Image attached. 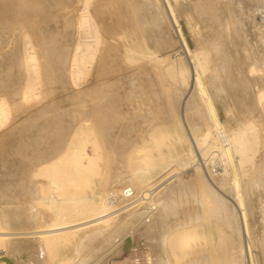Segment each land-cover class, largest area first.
I'll list each match as a JSON object with an SVG mask.
<instances>
[{
	"label": "rangeland",
	"instance_id": "1",
	"mask_svg": "<svg viewBox=\"0 0 264 264\" xmlns=\"http://www.w3.org/2000/svg\"><path fill=\"white\" fill-rule=\"evenodd\" d=\"M58 2L0 0V97L11 108L0 128V206L26 208L35 218L27 224L30 230L49 224L53 210L37 204L54 190L45 168L55 162L54 171L73 173L63 159L72 157L75 147L78 152L89 147L85 151L96 158L94 167L102 177L83 159L86 168L66 184L71 191L79 188L91 196L132 187L140 198L121 207L124 215L119 212L113 223L106 221L110 225L95 222L80 231L75 228L78 233L66 235L54 251H43L35 237L13 239L0 245V259L8 264H117L132 251L143 250L155 254L158 264H264V104L258 100L264 92V23L258 10L264 0ZM85 5L91 23L105 37L73 81L69 66L79 43L78 14ZM108 47L116 50L111 53ZM27 54L32 57L28 70ZM108 57L118 62L113 80L102 68ZM31 63L36 64L34 71ZM28 72L44 93L24 101L20 90ZM183 84L190 89L185 91ZM207 100L215 110L214 122ZM249 121L261 124V135L259 148L244 157L231 148L228 134L235 138ZM90 130L95 137L89 136ZM213 138L230 158L227 167L220 162L214 168L210 162L211 154L221 159L214 149L206 153L205 145ZM176 170H181L179 176L168 181ZM23 173L29 193L19 190ZM67 174L63 181L73 175ZM151 194V207H157L153 210L146 203ZM235 197L248 213L245 235ZM97 200L92 199L95 204ZM158 209L164 215L159 223Z\"/></svg>",
	"mask_w": 264,
	"mask_h": 264
},
{
	"label": "bare ground",
	"instance_id": "2",
	"mask_svg": "<svg viewBox=\"0 0 264 264\" xmlns=\"http://www.w3.org/2000/svg\"><path fill=\"white\" fill-rule=\"evenodd\" d=\"M40 1H45V2H48L50 4H56V3H60L58 1L60 0H40ZM72 1V0H71ZM176 1H179V0H176ZM64 5V4H63ZM56 7V6H55ZM59 7V6H58ZM68 8V7H67ZM260 8V7H259ZM66 9V8H65ZM259 10V9H258ZM62 12V11H61ZM88 7L85 5L83 7H81V10L78 14V17H79V32H80V35H79V43H77L74 47H73V59H72V63L70 64L69 66V69H70V74L72 77H73V81L74 80H77L78 78H80V76L82 75L83 73V68H84V65L86 63V61L88 60V58L94 54V53H97L98 49H99V46H100V43L102 42V40L104 39L103 37H101L102 34H100L101 32L99 31V28L97 26H95L93 23H91V19L90 18V15L88 14ZM50 14V13H49ZM54 14V13H53ZM66 14V13H65ZM64 14V15H65ZM63 15V14H62ZM50 16V15H49ZM36 17V16H34ZM64 17V16H63ZM30 18V17H29ZM34 19V18H33ZM38 20V19H37ZM64 20V19H63ZM61 21V20H60ZM59 23V21H58ZM176 23V22H175ZM177 24V23H176ZM175 24V25H176ZM262 24V23H261ZM62 25V24H61ZM104 27V26H103ZM59 28V27H58ZM178 28V27H177ZM107 29V28H106ZM179 30V28H178ZM112 31V30H111ZM45 33V32H44ZM43 33V34H44ZM47 33V31H46ZM53 35V34H52ZM41 36H42V33H41ZM47 36V35H46ZM48 37V36H47ZM46 37V39H47ZM54 37V36H52ZM51 38V37H50ZM55 38V37H54ZM46 41V40H45ZM48 41V40H47ZM81 42V44H80ZM47 43V42H46ZM49 43V42H48ZM51 45V44H50ZM115 47H108L107 50H109L111 53L114 52V50H116V48L114 49ZM125 53L126 54H130V51L131 49L129 47L126 46L125 48ZM52 50V49H51ZM130 51V52H128ZM46 52V50H45ZM128 52V53H127ZM134 52V51H133ZM50 53L51 55V52H48ZM201 53V52H200ZM192 54V53H191ZM203 55V53H202ZM190 56V55H189ZM202 57V56H201ZM50 58V57H49ZM54 58V57H53ZM24 61L26 64V68L27 70L29 69V66H30V62L32 61V57L30 55H25L24 57ZM30 60V62L28 63L27 60ZM168 60V59H167ZM51 61V60H50ZM173 61V60H172ZM179 61L181 62L182 60L179 59ZM178 61V62H179ZM194 62V61H193ZM198 62V65H200V60L198 59L197 60ZM203 62V61H202ZM31 63V68L32 70L33 69H36V64L34 63ZM170 64V62H169ZM184 64V63H183ZM179 65V64H178ZM177 63H176V66H178ZM204 65V64H203ZM175 66V67H176ZM25 67V66H24ZM117 67H118V62L113 59L112 57H108L107 59L104 60L103 64H102V68H103V71L104 72H107V73H110L111 77H112V80L114 78V74H116L117 72ZM172 69L174 67L170 66ZM174 67V68H175ZM181 67V66H179ZM192 67H193V71L196 70V65H194L192 63ZM186 68V66H185ZM170 69V68H169ZM171 69V71H173ZM183 69V68H182ZM120 70V69H119ZM189 71V69H187ZM192 70V69H191ZM198 70V69H197ZM34 71V70H33ZM179 71V70H178ZM181 71V70H180ZM186 71V70H185ZM187 71V73H188ZM174 72H176V70H174ZM183 72V71H181ZM180 73V72H178ZM185 73V72H184ZM177 74V73H176ZM192 74V73H191ZM34 75V74H33ZM179 75V74H177ZM176 75V76H177ZM180 75L182 76V73H180ZM190 75V74H189ZM54 76V75H53ZM180 76V77H181ZM192 76V75H191ZM179 77V76H178ZM183 77V76H182ZM184 78V77H183ZM188 79V78H187ZM196 80V79H195ZM183 81V80H182ZM180 82V81H179ZM186 82H188L186 80ZM185 80L183 81V83H186ZM54 83L53 81V78H52V84ZM180 84V83H179ZM191 84V83H190ZM189 84V85H190ZM184 85V84H183ZM186 85V84H185ZM184 85V86H185ZM185 91L189 90L190 87H192V84L191 86L189 87L188 84L185 86ZM20 95H21V98L24 100V101H29L33 98H35L36 96L39 98V96H41V93L43 94L44 91H41L40 90V86L38 85V82H37V79L36 77H31L30 76V73L28 72L27 74V78H26V82H25V85H24V88H22L20 90ZM54 92V90H53ZM34 100V99H33ZM205 100V99H204ZM258 100L259 102L263 105L264 104V92H260L258 94ZM209 105V106H208ZM10 104L8 103V101L4 98V97H0V128L5 126V123L8 122L7 120V116L10 114ZM207 111L210 113L212 119H213V116L215 115V110L214 108L212 107L211 103L209 100H207ZM59 113V112H58ZM115 111L113 110L112 111V114H114ZM214 114V115H213ZM11 115V114H10ZM9 115V116H10ZM216 116V115H215ZM214 116V117H215ZM6 117V119H4ZM6 120V122L4 123V121ZM213 122H214V119H213ZM82 124V123H81ZM215 124V123H214ZM81 126V125H80ZM82 127V126H81ZM84 125H83V129H84ZM216 127V125H215ZM86 128V127H85ZM89 128V127H88ZM90 129V128H89ZM217 129V127H216ZM79 128L77 129V132H78ZM80 130H82V128H80ZM79 130V132H80ZM87 130V128L85 129V131ZM261 130V124H256L255 122H247L245 123L243 126H241L239 132H238V136H236L235 138L232 136V134H228L229 135V144L231 145V148L236 150L240 155L244 156V155H250V152L253 151V149L259 144V137H260V131ZM84 131V130H83ZM82 131V132H83ZM84 131V133H85ZM218 131V129H217ZM80 132V133H82ZM74 134V133H73ZM72 134V136H73ZM94 134V131L93 130H90L89 132V136L92 137V135ZM75 137H79L75 131ZM96 135V134H95ZM95 135H93L95 137ZM82 136V134H81ZM80 136V138H82ZM73 139V137H72ZM69 138V140H72ZM79 139V138H78ZM74 142V140H72ZM80 141V140H79ZM82 141V140H81ZM84 141V140H83ZM193 142V140H190ZM70 141H68L67 143H69ZM72 142V144H73ZM77 142V138H76V141L74 143ZM93 141H91L90 143H92ZM82 143V142H81ZM85 143V142H84ZM90 143H88L90 145ZM71 144V142H70ZM68 144V146H66L70 152V149L69 147L72 145ZM86 144V143H85ZM84 144V145H85ZM97 143H93V145H95ZM70 145V146H69ZM83 145V146H84ZM75 146V145H73ZM72 146V148H73ZM142 146V144L140 145ZM207 148H206V147ZM204 147L206 148V153H208L209 150L211 149H214L215 151L219 152L221 154V159H218L216 156V154H211L212 157H211V164L213 165V167H217V165L219 166V163L225 167H227L229 164H230V158L228 156H226L222 151H220L218 149V147L215 145V139H211L209 143H207ZM85 147V146H84ZM93 147H96L93 146ZM198 147L200 148L201 147V144L198 142ZM197 147V149H198ZM66 148V149H67ZM76 148V147H75ZM74 148V152L73 153L74 155H72V157L68 158L67 157V160L64 158L63 160H65V166L66 167H73V173L71 172H68V174L70 173V175H72L70 178H68L66 181L62 180L63 176L65 174H67V171H61V170H55L54 171V161L56 158L59 160L58 157L54 158L52 161L54 162L53 164L50 163L49 166L45 169H47L46 171H48V175H46L47 177H50L48 180H49V187L54 189L52 193L48 194V195H45V196H42L40 197L37 202V204L43 205L44 206H47L48 208L47 209H52L53 210V214H51V212L49 211L48 214L52 215V218H51V222L48 224H45V225H42V226H38L37 228H35L34 230H30L29 228H27V224H31L34 223L35 221V218L33 217V215L26 209V208H20V207H11L10 205L8 207H4V206H0V223H1V226H0V245H3L4 242H13V239H23V238H37L39 239V243L42 245V248H43V251L44 250H47L48 252L49 251H52L53 249L55 250V247H56V244L58 243H61V240L62 239H65L66 235L70 234L72 231H75L74 234L78 233L76 232V229L75 228H80V227H83L85 226L87 228L86 225L90 226L89 224H92L94 223L93 225H97L96 223H100V222H106V221H109L110 223H113V219L115 221V218L118 216L117 214L120 212L121 214H123V210L121 211L120 208L121 207H115L116 205L113 204L112 201H109L108 200V197L107 196H110L111 194H114L118 191H107L105 194H102L101 192H99L98 195H91V196H88L86 195V193H84L83 191H81V189L79 188H76L74 189L73 191H71L66 184L70 183V181L72 180V178L75 180V174L78 175L80 174V171L83 170V168L85 167V164L83 163V159H86L88 164L87 165H90L88 166L89 167V170L93 171V168L95 169V171H93V174L94 173H97V170L96 168L94 167L96 162L93 163L95 159H93L92 157H90L88 154L91 152L89 151V153L87 154L86 151H85V148H89V147H85L83 148V152H78L76 151ZM259 148V145L258 147ZM100 149V148H99ZM204 149V148H203ZM68 150H66L68 152ZM73 150V149H72ZM97 149H94V151H96ZM191 150V149H190ZM213 150V151H214ZM64 151V152H66ZM198 151V150H197ZM205 151V150H204ZM214 151V152H215ZM257 151V150H256ZM72 152V151H71ZM70 152V154H71ZM196 152V151H194ZM234 152V151H233ZM255 152V151H254ZM197 154V153H196ZM237 154V153H236ZM67 155V153H66ZM65 155V157H66ZM203 155H206L205 153ZM202 155V156H203ZM64 157V155H60L59 157ZM70 156V155H68ZM193 157V156H192ZM205 157V156H204ZM203 157V158H204ZM245 157V156H244ZM9 158V157H8ZM12 158V157H11ZM98 158V157H97ZM207 158V157H206ZM209 158V157H208ZM251 158V157H250ZM7 159V158H6ZM196 159V158H195ZM15 160V159H14ZM61 160V159H60ZM105 160V159H104ZM203 160V159H202ZM205 158H204V162H205ZM10 161V160H9ZM51 161V162H52ZM99 161V159H98ZM64 162V161H63ZM106 162V160H105ZM203 162V163H204ZM59 163V161H58ZM94 165H93V164ZM99 163V162H98ZM108 163V162H107ZM166 165H170L169 162L165 161ZM240 163V162H238ZM19 164V163H18ZM57 164V163H56ZM55 164V165H56ZM62 164V163H61ZM92 164V165H91ZM189 164H191L189 162ZM206 164V163H205ZM20 165V164H19ZM59 165V164H58ZM164 165V166H166ZM185 165V164H184ZM202 165V164H201ZM53 169H52V167ZM93 166V168L91 167ZM51 167V168H50ZM65 167V168H66ZM91 167V169H90ZM240 167V165H239ZM68 168V169H69ZM86 168V167H85ZM184 168V167H183ZM186 168V167H185ZM184 168V169H185ZM199 168V167H197ZM232 168V167H231ZM72 169V168H70ZM85 170V169H84ZM88 170V171H89ZM182 170V169H181ZM181 170H176L173 174H171L169 176V178H167V180L169 181L170 179H174L176 178L177 176H179L180 174V171ZM202 170V169H201ZM200 169H198V171H201ZM70 171V170H69ZM146 171L148 170H143L144 173H146ZM237 171V170H236ZM40 172V171H39ZM213 172V171H212ZM211 173V172H210ZM67 174V175H68ZM83 174V173H81ZM92 174V173H91ZM212 174V173H211ZM44 175V174H43ZM69 175V176H70ZM95 175V174H94ZM92 175V177L94 176ZM98 175V173H97ZM95 175V176H97ZM213 175V174H212ZM242 175V174H241ZM41 176V175H40ZM79 176V175H78ZM100 175H98V177H100ZM26 176H24V173L21 175V177L19 178L21 180L20 184H19V190H25V192H28L29 189L28 187L25 186V183L23 182V180L25 179ZM44 177V176H43ZM97 177V178H98ZM102 177V176H101ZM100 177V178H101ZM47 179V178H46ZM47 180V181H48ZM93 180V179H92ZM165 180V181H167ZM160 185H163L160 184ZM263 185V184H262ZM76 187V186H75ZM158 188V187H157ZM43 188L41 187V190ZM97 189V188H96ZM94 190L95 192H97V190ZM264 189V188H263ZM100 190V188H99ZM98 190V191H99ZM121 190V189H120ZM135 190V189H134ZM88 191V190H87ZM93 191V192H94ZM136 191V190H135ZM3 193V192H2ZM29 193V192H28ZM4 195H7L5 193H3ZM108 194V195H107ZM1 195V194H0ZM3 196V195H1ZM32 196V195H31ZM236 196V194H235ZM242 196V195H241ZM96 198L98 197L99 201L97 204H95L92 199L93 198ZM107 197V198H106ZM239 197V196H238ZM149 200V201H148ZM154 198H153V194H151L148 198H147V206H150L152 202H154ZM235 202H236V210H237V216H238V220H239V226L241 227L240 229L242 230L243 234L245 235L246 234V229H247V225H248V220H247V216H248V213L247 211L245 210V208L241 205V203L239 202L238 198L235 197ZM155 206V205H154ZM246 206V205H245ZM114 207V208H113ZM130 208V207H129ZM147 208H151L150 207H147ZM157 208V207H155ZM155 208H152V209H155ZM131 209V208H130ZM129 209V210H130ZM132 210V209H131ZM149 210V209H147ZM29 212V213H26V212ZM150 211V210H149ZM87 213H93L92 214V217L90 218H87V217H82L83 215L87 214ZM119 213V214H120ZM149 213V212H148ZM147 214V213H146ZM150 214V213H149ZM155 214V213H154ZM8 217L9 219L12 220V223L9 222L7 219H5V216ZM43 215V214H42ZM41 215V216H42ZM49 215V217H51ZM124 215V214H123ZM160 215V211L159 209L157 210L156 214H155V219H156V222L158 221L159 222H162L163 220V217L159 216ZM40 216V215H39ZM81 216V218H79ZM122 215H120L121 217ZM47 216L46 220L49 218ZM115 217V218H114ZM150 217V216H149ZM151 217L152 216V213H151ZM42 217H40V219H42ZM45 218V217H44ZM43 218V219H44ZM146 220H147V217L145 216ZM41 220L43 221L44 223V220ZM50 219V218H49ZM111 219H112V222H111ZM119 219V218H118ZM148 219H151V218H148ZM154 219V217H153ZM117 220V219H116ZM40 221V222H41ZM48 221V220H47ZM46 221V222H47ZM121 221V220H120ZM151 221V220H150ZM45 222V223H46ZM96 222V223H95ZM122 222V221H121ZM119 222V224L121 223ZM142 221H140L141 223ZM143 222H144V218H143ZM142 222V223H143ZM155 222V220H154ZM108 223V222H106ZM118 223V222H117ZM147 223H149V221H147ZM152 223V222H151ZM150 223V224H151ZM13 224H15L14 226L17 227L15 228L13 226ZM30 225V226H31ZM93 225H91L93 227ZM99 225V224H98ZM106 225H110L109 223L106 224ZM122 225V224H121ZM126 227H127V224H125ZM136 225V224H135ZM138 225H139V221H138ZM157 225V224H156ZM29 226V227H30ZM90 226V227H91ZM137 226V225H136ZM140 226V225H139ZM144 226V225H143ZM150 226V225H149ZM152 226V225H151ZM138 227V226H137ZM146 227H147V224H146ZM89 228V227H88ZM134 228V227H133ZM141 227H139L140 229ZM145 228V227H144ZM245 228V229H244ZM84 229V228H83ZM130 229V228H129ZM132 229V228H131ZM137 230V231H141V230ZM79 230V229H78ZM77 230V231H78ZM81 230V229H80ZM79 230V231H80ZM134 230V229H133ZM248 230V229H247ZM129 231V230H128ZM146 231V230H145ZM83 232V231H82ZM130 233H132L130 231ZM74 234H72L74 236ZM129 234V233H128ZM127 234V235H128ZM78 235V234H77ZM132 235H134V233H132ZM131 235V236H132ZM124 236V235H123ZM122 236V241L124 240V237ZM126 236V235H125ZM143 236V235H142ZM248 236V235H247ZM91 236H89V239L91 240L90 238ZM120 238V237H119ZM135 238V237H134ZM68 239V238H67ZM79 239V237H78ZM77 239V240H78ZM88 239V238H87ZM88 239V240H89ZM121 239V238H120ZM191 238L188 237L187 240H186V250L189 249V245L188 243L191 241L190 240ZM119 240V239H118ZM134 240V239H133ZM245 240V239H244ZM66 241V240H65ZM121 241V240H120ZM118 241V242H120ZM250 241V240H249ZM16 243L20 244V242H17L15 241ZM77 242V241H75ZM117 242V241H116ZM113 243V242H112ZM134 243V241H133ZM116 244V243H114ZM114 244L112 246H114ZM131 244V243H130ZM122 245V244H121ZM124 245V244H123ZM141 245V244H140ZM243 245V244H242ZM128 246V245H127ZM115 247V246H114ZM245 248V247H244ZM111 249V248H110ZM124 249V248H123ZM149 249V248H148ZM53 250V251H54ZM77 250V249H76ZM104 250V249H103ZM154 250V249H153ZM108 251V249H107ZM110 251H113V250H110ZM119 251V250H118ZM151 252V250H148ZM105 252V251H104ZM103 252V253H104ZM155 252V251H154ZM245 252V251H244ZM47 253V252H46ZM106 253V252H105ZM104 253V254H105ZM111 253V252H110ZM247 253V252H245ZM52 254V253H51ZM59 254V253H58ZM73 254V253H72ZM76 254V253H75ZM102 254V253H101ZM100 254V255H101ZM104 254L102 256H104ZM50 255V254H49ZM57 255V254H56ZM79 255V254H78ZM107 255V253L105 254ZM152 257L154 258V264H158V257L155 255V254H151ZM248 255V254H246ZM54 256V254H53ZM98 256V255H97ZM46 257H47V254H46ZM156 257V258H155ZM100 258H103V257H100ZM99 258V259H100ZM161 258V257H160ZM44 259V258H43ZM47 259L49 260L50 257ZM96 261H97V258H95ZM248 259V257H247ZM51 260V259H50ZM49 260V261H50ZM56 260V259H55ZM69 260V259H68ZM102 260V259H101ZM107 260V259H106ZM47 261V260H46ZM47 261V263L49 262ZM93 261V260H92ZM100 261V260H99ZM51 262V261H50ZM56 262V261H55ZM72 262V260L70 261ZM77 262V261H76ZM76 262H73V263H76ZM82 262V261H81ZM94 262V261H93ZM246 262V261H245ZM0 263L2 264H8L6 262L5 259H0ZM46 263V262H45ZM73 263H70V264H73ZM102 263V261H101ZM105 263V262H104ZM103 263V264H104ZM107 263V262H106ZM198 263V262H197ZM49 264V263H48ZM50 264H54V262L50 263ZM65 264V263H63ZM66 264H69L68 261H66ZM83 264V263H81ZM89 264H92L91 262ZM95 264V262H94Z\"/></svg>",
	"mask_w": 264,
	"mask_h": 264
},
{
	"label": "built area",
	"instance_id": "3",
	"mask_svg": "<svg viewBox=\"0 0 264 264\" xmlns=\"http://www.w3.org/2000/svg\"><path fill=\"white\" fill-rule=\"evenodd\" d=\"M259 19L264 23V4L259 9ZM139 198L140 196H137L136 191L132 187H126L108 196V200L112 201L114 205H118V207H123L131 202L138 200ZM152 208L154 207H151V209ZM117 264H154V258L150 253H147L143 250H134Z\"/></svg>",
	"mask_w": 264,
	"mask_h": 264
},
{
	"label": "crops",
	"instance_id": "4",
	"mask_svg": "<svg viewBox=\"0 0 264 264\" xmlns=\"http://www.w3.org/2000/svg\"><path fill=\"white\" fill-rule=\"evenodd\" d=\"M176 178H177V177H176ZM176 178H174V179H170L169 181H175ZM162 209H163V206H162ZM162 214H163V213H162ZM163 217H164V215H163Z\"/></svg>",
	"mask_w": 264,
	"mask_h": 264
}]
</instances>
